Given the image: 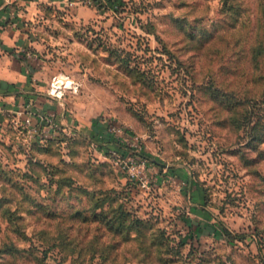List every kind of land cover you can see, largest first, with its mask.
Here are the masks:
<instances>
[{"label": "rangeland", "instance_id": "374dc122", "mask_svg": "<svg viewBox=\"0 0 264 264\" xmlns=\"http://www.w3.org/2000/svg\"><path fill=\"white\" fill-rule=\"evenodd\" d=\"M71 5L0 108V264H264V0Z\"/></svg>", "mask_w": 264, "mask_h": 264}, {"label": "crops", "instance_id": "0c3cea01", "mask_svg": "<svg viewBox=\"0 0 264 264\" xmlns=\"http://www.w3.org/2000/svg\"><path fill=\"white\" fill-rule=\"evenodd\" d=\"M78 3L73 0L71 6ZM68 4V0H0V108L19 102L22 92L36 86L39 61L30 49L35 44L31 20L47 5Z\"/></svg>", "mask_w": 264, "mask_h": 264}, {"label": "built area", "instance_id": "2783aa9c", "mask_svg": "<svg viewBox=\"0 0 264 264\" xmlns=\"http://www.w3.org/2000/svg\"><path fill=\"white\" fill-rule=\"evenodd\" d=\"M69 3H72L73 0H68ZM81 3H88L89 0H79ZM109 132L116 137H119L120 140H123L127 144L135 145L134 140L136 139V136L129 134L123 127L120 125L112 124L108 127ZM117 162L120 164V166L128 171L129 173L135 174L136 170L142 171L144 168V162L142 161L141 165L136 164V160H134L132 157H127L126 159L120 156H116ZM136 174L137 176H141L140 174ZM142 184L147 187V181L143 179L141 176Z\"/></svg>", "mask_w": 264, "mask_h": 264}, {"label": "trees", "instance_id": "16d2710c", "mask_svg": "<svg viewBox=\"0 0 264 264\" xmlns=\"http://www.w3.org/2000/svg\"><path fill=\"white\" fill-rule=\"evenodd\" d=\"M225 233H226L227 235H230L229 231H227V230H225Z\"/></svg>", "mask_w": 264, "mask_h": 264}, {"label": "bare ground", "instance_id": "6f19581e", "mask_svg": "<svg viewBox=\"0 0 264 264\" xmlns=\"http://www.w3.org/2000/svg\"><path fill=\"white\" fill-rule=\"evenodd\" d=\"M59 82V81H58ZM57 83V82H56ZM60 84V83H59Z\"/></svg>", "mask_w": 264, "mask_h": 264}, {"label": "water", "instance_id": "95a60500", "mask_svg": "<svg viewBox=\"0 0 264 264\" xmlns=\"http://www.w3.org/2000/svg\"><path fill=\"white\" fill-rule=\"evenodd\" d=\"M59 82H57V84H58Z\"/></svg>", "mask_w": 264, "mask_h": 264}]
</instances>
